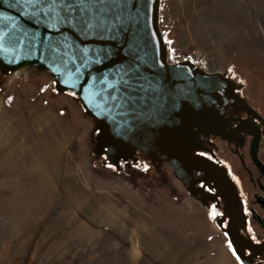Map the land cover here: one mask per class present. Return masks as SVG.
Instances as JSON below:
<instances>
[{"label":"rangeland","instance_id":"374dc122","mask_svg":"<svg viewBox=\"0 0 264 264\" xmlns=\"http://www.w3.org/2000/svg\"><path fill=\"white\" fill-rule=\"evenodd\" d=\"M173 14L169 52L206 55L227 126L247 97L264 138V0H177ZM203 130L199 153L228 140ZM196 192L205 203L144 142L109 139L51 73L0 62V264H238L220 199Z\"/></svg>","mask_w":264,"mask_h":264},{"label":"water","instance_id":"95a60500","mask_svg":"<svg viewBox=\"0 0 264 264\" xmlns=\"http://www.w3.org/2000/svg\"><path fill=\"white\" fill-rule=\"evenodd\" d=\"M109 7L105 28L82 34L69 25H58L60 31L46 27L32 7L0 0V62L14 71L32 65L51 73L102 123L109 139L147 144L194 199L205 203L198 189L214 192L223 203L216 227L232 254L235 250L234 258L240 257L238 264H252V253L264 254V241L257 245L241 236L247 222L237 187L224 168L199 151L205 148L204 127L226 139L251 129L253 160L264 173L256 127L249 121L234 130L227 126L218 109L225 94L223 73H207L189 60L168 63L160 0H124Z\"/></svg>","mask_w":264,"mask_h":264},{"label":"flooded vegetation","instance_id":"af4514ba","mask_svg":"<svg viewBox=\"0 0 264 264\" xmlns=\"http://www.w3.org/2000/svg\"><path fill=\"white\" fill-rule=\"evenodd\" d=\"M242 96L245 95L242 94ZM246 98L241 97V100L248 102V104L237 105L234 113L238 115L234 119L238 121L230 129L234 130L246 121L251 122L256 127L259 134V144L256 149L257 160L264 166V158L261 156L262 142L264 140L263 131L260 123L253 119V117H256V107ZM248 131L250 132L248 134L243 133L238 137H229L226 142H222L220 137L218 139L211 138L210 145L207 147L208 153L199 154L209 158L227 171L230 179L237 187L243 205L249 240L251 243L259 245L264 241V173L253 160L255 138L251 135L253 131L251 129H248ZM231 139L233 140L232 142H230ZM202 186L203 184H201ZM206 189L211 193L209 188ZM220 204L223 206L222 202ZM250 254L251 252H246V256ZM252 254V264H264V254Z\"/></svg>","mask_w":264,"mask_h":264},{"label":"snow or ice","instance_id":"6c2138e0","mask_svg":"<svg viewBox=\"0 0 264 264\" xmlns=\"http://www.w3.org/2000/svg\"><path fill=\"white\" fill-rule=\"evenodd\" d=\"M15 3L32 7L33 15L45 19L46 27L60 31L58 25H69L79 29L82 34H90L105 28L104 14L110 10L109 5H119L124 0H15ZM111 98L117 99L115 96ZM213 214L219 215L215 211ZM235 254L233 250V255ZM236 259L239 261L240 257L237 256Z\"/></svg>","mask_w":264,"mask_h":264},{"label":"built area","instance_id":"2783aa9c","mask_svg":"<svg viewBox=\"0 0 264 264\" xmlns=\"http://www.w3.org/2000/svg\"><path fill=\"white\" fill-rule=\"evenodd\" d=\"M177 0H160V28L164 34L167 28L178 26L181 23V19L173 14V8L176 5ZM192 61L197 67L207 73H213L208 68L209 60L206 55L194 52L187 59L179 57L178 50L173 49L168 53V63L171 65L178 64L183 61Z\"/></svg>","mask_w":264,"mask_h":264},{"label":"bare ground","instance_id":"6f19581e","mask_svg":"<svg viewBox=\"0 0 264 264\" xmlns=\"http://www.w3.org/2000/svg\"><path fill=\"white\" fill-rule=\"evenodd\" d=\"M21 70H23V69H21ZM21 70L18 69V70L16 71V73H17V72H20ZM240 234H241V236H242L243 238L248 239V235L245 234L244 232H240Z\"/></svg>","mask_w":264,"mask_h":264}]
</instances>
